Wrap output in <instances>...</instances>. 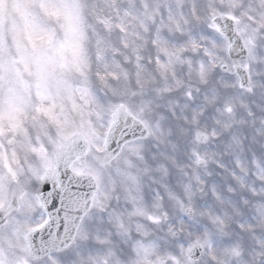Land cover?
<instances>
[{
  "label": "snow or ice",
  "instance_id": "1",
  "mask_svg": "<svg viewBox=\"0 0 264 264\" xmlns=\"http://www.w3.org/2000/svg\"><path fill=\"white\" fill-rule=\"evenodd\" d=\"M0 264H264V0H0Z\"/></svg>",
  "mask_w": 264,
  "mask_h": 264
}]
</instances>
